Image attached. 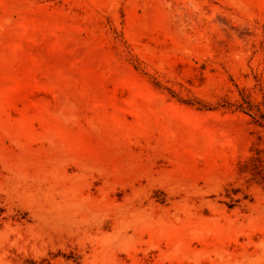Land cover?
<instances>
[{
	"label": "rangeland",
	"instance_id": "374dc122",
	"mask_svg": "<svg viewBox=\"0 0 264 264\" xmlns=\"http://www.w3.org/2000/svg\"><path fill=\"white\" fill-rule=\"evenodd\" d=\"M0 264H264V0H0Z\"/></svg>",
	"mask_w": 264,
	"mask_h": 264
}]
</instances>
